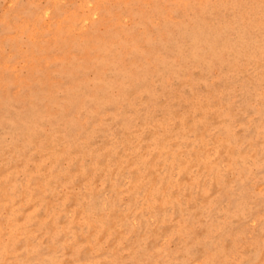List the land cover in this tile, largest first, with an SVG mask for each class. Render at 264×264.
Returning <instances> with one entry per match:
<instances>
[{"label":"rangeland","instance_id":"1","mask_svg":"<svg viewBox=\"0 0 264 264\" xmlns=\"http://www.w3.org/2000/svg\"><path fill=\"white\" fill-rule=\"evenodd\" d=\"M0 264H264V0H0Z\"/></svg>","mask_w":264,"mask_h":264}]
</instances>
